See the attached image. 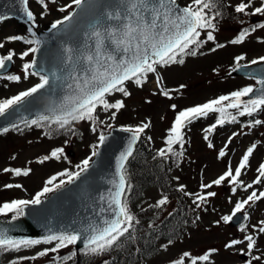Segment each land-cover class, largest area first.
I'll return each instance as SVG.
<instances>
[{
  "label": "snow or ice",
  "instance_id": "1",
  "mask_svg": "<svg viewBox=\"0 0 264 264\" xmlns=\"http://www.w3.org/2000/svg\"><path fill=\"white\" fill-rule=\"evenodd\" d=\"M30 2L18 0L12 14L0 11V24L13 19L15 12H19L28 24L27 35H13L0 41V50L15 42L28 46L19 54L11 48L6 54H0V79L21 81V75L8 72V65L14 62V57H18L24 61L23 79L38 77L39 83L0 101V118L12 117L11 125L16 130L20 129L18 121H22L25 127L49 128L45 135L57 129L75 135L77 129L71 127L73 122L86 121L91 133L97 136V143L91 146L90 155L75 166V171L65 169L51 176L30 199H15L0 205V218H7L0 222V255L19 253L43 244L50 247L38 250L33 256H14L9 264H21L43 257H49V264H80V256L105 257L125 242H135L136 226L141 222L130 207L134 189L128 179V166L135 156V146L151 127L150 120L134 127L121 126L120 131L130 135L126 148L116 162L115 176L109 180V187L103 192L93 194L90 191L94 158L100 155L99 149L109 138L104 129L115 130L114 123L110 121L116 120L126 107V99L131 96L127 82L131 81L142 89L151 75L156 85L153 95L173 99L174 90L166 87L161 70L173 65L182 66L187 57L205 54L201 49L209 42L214 46L208 51L216 52L228 44L242 45L258 32L264 33V0L258 3L257 0H239L234 5L224 0H190L186 6H181L178 0H71L57 9L62 13L67 12V15L48 26L46 37L38 32V17L30 9ZM35 3L41 7L39 18L43 19L50 12V5H55L57 0H35ZM228 8L235 14L232 19L240 27L237 35L227 44L219 43L215 33L220 31V24L226 18L225 9ZM252 17L261 19L253 23ZM256 39L264 43V37L257 36ZM53 41L55 48L52 47ZM30 56L31 59H27ZM246 60L247 63H242ZM252 66L257 67L253 70ZM239 72H243L254 84L178 111L164 137L165 147L157 150V157L163 161L171 159L179 167L185 153L186 129L190 130L191 124L207 119L210 114H216L217 118L203 129V139L209 149L217 151V159L221 160L229 156V145L236 138L248 134L244 128L254 132L258 127H264V119L259 118L264 115V56L251 60L246 54L235 56L228 74L231 76ZM184 87L180 85V89ZM117 93L122 98L114 101L108 99ZM145 102L151 103L150 100ZM170 107L176 111L177 105ZM98 109L105 114V119L101 118ZM240 117L249 119L240 131H233L217 150L209 139L210 134L219 127L240 124ZM52 125L56 129H52ZM8 131V127L0 128V132ZM148 140L151 141L152 137H148ZM64 143L67 145L68 141ZM257 149V142L246 146L235 166L231 159H227L225 170L211 181L204 182L202 175L200 191H187V186L183 184L177 188L179 193L191 199L195 212L209 210L212 198L217 196V192L211 189L228 188L231 193L228 202L234 205L231 213L221 215L212 223L220 227L222 224L243 221L238 225L240 235L233 236L223 244L225 251L245 258L242 264H264V219L254 224L247 223L251 220L252 211L260 202H264V161L256 167V175L251 182L242 179L252 170L251 160ZM64 152V147L54 148L37 162L59 161ZM0 171L19 178L28 177L32 169L5 167ZM175 179L178 181L179 177ZM69 185L79 190L78 195L82 194L81 203L90 209L91 215L76 213L68 223L53 222L44 205L51 203L52 194ZM4 188L23 189V185L8 183ZM240 191L247 195L233 201L232 197L238 196ZM169 203V196L161 194L148 208L141 207V211L161 210ZM211 210L216 211L214 207ZM241 213L242 217L239 215ZM29 215L44 228L45 234L41 238L18 235L26 229V217ZM168 215L171 217L173 213L169 212ZM196 219L199 220L200 216L197 215ZM153 226L154 221H150L149 228ZM174 243L169 237L161 249L167 251ZM65 249L67 253L62 254ZM219 252L220 249L214 247L206 249L199 256L185 251L170 264H215V256ZM101 264H110V260L102 259Z\"/></svg>",
  "mask_w": 264,
  "mask_h": 264
},
{
  "label": "rangeland",
  "instance_id": "2",
  "mask_svg": "<svg viewBox=\"0 0 264 264\" xmlns=\"http://www.w3.org/2000/svg\"><path fill=\"white\" fill-rule=\"evenodd\" d=\"M178 1L183 5L190 3V0ZM227 1L233 5L239 2V0ZM70 2L71 0H57L55 5H50V12L43 19H40L39 16L42 9L35 3V0H31V10L38 17V30H46L52 22L67 15V12L62 13L57 11V9ZM258 2L259 0H257ZM69 11H72V9H69ZM226 16L220 24V31L215 33L217 42L225 44L237 35V30L240 27L238 22L232 19L233 13L228 12ZM257 19L261 18L252 17L251 22L254 23ZM27 27L28 24L17 18L6 20L0 24V41L5 37L13 35H27ZM257 36L264 37V33L258 32L242 45L234 46L228 44L227 47L218 49L216 52L208 51V49L214 46L209 42L205 46L203 52L205 54L187 57L185 64L182 66L173 65L162 69L161 72L166 87L174 90V98L171 100L159 94L153 95V92L156 91V85L151 75L149 76V82L142 89L129 81L127 88L131 92V96L126 99V107L117 115L116 120L114 122L110 121V123H114L115 127H134L143 121L150 120L151 127L142 136L153 150L161 149L165 146L164 137L167 135V130L170 128L178 111L203 104L220 95H227L233 91L242 89L244 86L254 84V81L245 77L228 76V72L233 66L234 57L237 55L246 54L248 60L264 56V43L257 42ZM26 47L28 46L21 42L9 43L5 49L0 50V54H6L9 48L14 49L19 54ZM27 59L30 60L31 56ZM23 62L18 57H14V65L8 71L10 74L21 75L22 79L20 82L0 79V101L39 83L38 77L30 76L27 80L23 79ZM247 62L246 60L242 63ZM213 69H216V71L214 72ZM180 85H185V87L180 89ZM119 98H122L119 93L108 97L110 101ZM146 100H150L151 103H146ZM172 104L177 105L176 111H173L170 107ZM97 111L102 119L106 118L100 109ZM216 118V114H210L207 119H200L191 124L189 126L190 130L186 129L184 157L181 165L173 171V175L179 177L178 181L175 180L177 184L187 186V191H200L199 184L201 183L202 175L204 182L217 178L225 170L227 159H231L233 166H235L239 162L245 147L254 142L258 143V149L254 153V159L251 160L252 170L244 175L242 179L245 182H251L256 175V167L261 161H264V135H262L264 127H258L254 132H249L247 128H244V132L248 134L241 135L229 145L231 149L229 156L224 160L217 159V151L209 149L207 142L203 139L205 135L203 129L213 124ZM259 118L264 119V115ZM242 125L240 123L219 127L213 134H210L209 139L216 145V149L218 150L233 131H240ZM73 126L79 131L72 136L50 137L45 135L42 129L35 127H30L26 131L9 129L8 132L0 133V170L5 167H30L32 169L28 177L19 178L0 171V205L15 199H30L32 195L42 189L48 178L65 169L75 171V166L90 155L92 151L91 146L97 143V136L91 133L89 123L86 121L73 122ZM104 131L107 133L109 130L105 128ZM148 137H152V140L149 141ZM65 140L68 141L67 145L64 143ZM57 147L65 148V152L61 155L59 161L52 159L44 163L37 162L38 159H42ZM13 156L16 159H12ZM65 156L67 157L66 159ZM8 183H21L23 189L4 188V185ZM211 190L216 191L217 196L212 198L209 210L204 212L194 211L196 223L189 226L182 236L176 237L177 234H171L169 237L175 243L169 250L164 251L160 248L155 254L148 255L146 253L145 255L147 256L135 264H170V261L177 259L185 251L192 253L193 256H199L206 249L213 247L220 249L219 254L215 256V264H242V261L245 259L244 257L238 254L232 255L229 251L223 249V244L226 240L235 235H240L238 226L222 224L220 227H215L212 223L219 219L221 215L231 213L234 206L233 203L228 202V197L231 193L227 187H214ZM142 191L143 195L137 201L140 208H148L149 204L156 202L161 194H164L155 183L144 186ZM246 195L247 193L240 191L238 196L232 197V200L244 198ZM188 202L194 208L190 198H188ZM171 206V204H168L163 210H167ZM213 207L216 209L215 212L211 210ZM158 211L160 210L149 209L148 213L155 219ZM197 215L200 216L199 220L196 219ZM261 219H264V202H260L255 210L252 211L251 220L247 223L254 224ZM169 237L160 239L158 241L159 245L164 244ZM45 247H50V245L42 244L19 253L8 254L5 256L4 262L9 264V261L17 255L33 256L38 250ZM67 251V249L63 250L62 254H66ZM102 259H105V257H83L79 259V262L80 264H101ZM129 263L126 262L124 264ZM21 264H49V257H43L35 261H23Z\"/></svg>",
  "mask_w": 264,
  "mask_h": 264
},
{
  "label": "trees",
  "instance_id": "3",
  "mask_svg": "<svg viewBox=\"0 0 264 264\" xmlns=\"http://www.w3.org/2000/svg\"><path fill=\"white\" fill-rule=\"evenodd\" d=\"M224 2L229 3L227 0H224ZM230 10V8L225 9L226 13H233ZM233 15L235 14L233 13ZM205 46L201 49L202 52H204ZM239 119L241 123L244 124L249 118L240 117ZM71 127L77 129L73 125H71ZM29 128L30 127L20 125L21 130L26 131ZM51 128L56 129V126L52 125ZM39 129H42L44 133L50 131L49 128ZM78 131L77 129V133ZM72 135L71 132L57 129L51 131L48 136L60 137ZM156 153V150H152V147L145 140H142L140 142V147L136 149L135 156L128 166V179L134 189L130 197V207L140 218L141 222L136 226L135 242H125L122 247L113 250L105 256V259L110 260V264H124L126 262L134 264L146 257V253H148V255L155 254L160 249L158 246V241L160 239L167 238L171 236V234H177L176 237L182 236L189 226L196 223L195 212L188 202V197L183 196L177 191L179 184L175 182L176 179L173 175L174 169L178 168L176 163L171 159L163 161L156 156ZM151 156H153V158L149 159ZM153 183L158 185L164 194L169 196V204L172 205L167 210L161 209L158 211L155 219L150 216L148 211H141V208L136 204L137 199L143 195L142 190L144 186ZM169 212L173 213L171 217L168 215ZM150 221H154L153 228H149ZM137 248L140 249L139 252H137ZM5 256L6 255H0V264H7L4 262Z\"/></svg>",
  "mask_w": 264,
  "mask_h": 264
},
{
  "label": "water",
  "instance_id": "4",
  "mask_svg": "<svg viewBox=\"0 0 264 264\" xmlns=\"http://www.w3.org/2000/svg\"><path fill=\"white\" fill-rule=\"evenodd\" d=\"M178 3L181 6H186L181 4L179 1ZM17 5L18 0H0V11H8L12 14L13 8ZM14 18L26 22L19 12L14 13ZM85 23H87L86 20ZM38 32L45 37L47 36L45 30H38ZM52 47L55 48V41L52 42ZM12 66L13 62L8 65V71L12 68ZM256 67L257 66H252V69L254 70ZM231 76L246 77L243 72L232 73ZM23 114L28 116V113L26 112ZM12 119V117L0 118V128L12 126ZM18 122L23 123L22 121ZM106 135L109 137L108 140L105 145L99 149L100 155L94 158L95 163L90 181V191L93 194L103 192L107 187H109L108 182L115 176L116 162L120 153L126 148L130 134L124 133L120 131V128L115 127V130L110 131ZM78 191L79 190H77L74 185H69L62 191L51 195V203H46L44 208L52 218L53 222L68 223L74 218L76 213H80L81 216L85 214L91 215L90 209L85 208L81 203L82 194L78 195ZM89 203L91 202L89 201ZM239 215L242 217L243 214L241 213ZM26 219V229L23 232L18 233V235L27 238H41L45 234L44 228L37 223V220L33 218V216L29 215ZM2 221L3 219L0 218V222ZM241 222L243 221L241 220L235 223H230V225L238 226Z\"/></svg>",
  "mask_w": 264,
  "mask_h": 264
},
{
  "label": "bare ground",
  "instance_id": "5",
  "mask_svg": "<svg viewBox=\"0 0 264 264\" xmlns=\"http://www.w3.org/2000/svg\"><path fill=\"white\" fill-rule=\"evenodd\" d=\"M135 147H136V148L140 147V144L138 143Z\"/></svg>",
  "mask_w": 264,
  "mask_h": 264
}]
</instances>
